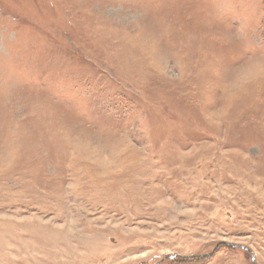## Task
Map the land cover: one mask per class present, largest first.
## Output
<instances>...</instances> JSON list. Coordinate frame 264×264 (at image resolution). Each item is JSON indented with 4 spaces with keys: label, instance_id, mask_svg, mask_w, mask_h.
<instances>
[{
    "label": "rangeland",
    "instance_id": "374dc122",
    "mask_svg": "<svg viewBox=\"0 0 264 264\" xmlns=\"http://www.w3.org/2000/svg\"><path fill=\"white\" fill-rule=\"evenodd\" d=\"M0 264H264V0H0Z\"/></svg>",
    "mask_w": 264,
    "mask_h": 264
},
{
    "label": "water",
    "instance_id": "95a60500",
    "mask_svg": "<svg viewBox=\"0 0 264 264\" xmlns=\"http://www.w3.org/2000/svg\"><path fill=\"white\" fill-rule=\"evenodd\" d=\"M241 248V247H240Z\"/></svg>",
    "mask_w": 264,
    "mask_h": 264
}]
</instances>
